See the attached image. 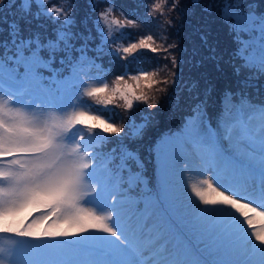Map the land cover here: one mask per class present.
Returning a JSON list of instances; mask_svg holds the SVG:
<instances>
[{
  "label": "snow or ice",
  "instance_id": "6c2138e0",
  "mask_svg": "<svg viewBox=\"0 0 264 264\" xmlns=\"http://www.w3.org/2000/svg\"><path fill=\"white\" fill-rule=\"evenodd\" d=\"M79 7L76 0H0V233L22 238L8 252V264H264V233L253 232L254 242L243 227L252 223L248 211L264 216L251 200L264 201V0H88L82 16ZM164 9L169 15L160 47L150 28L134 41L125 33L154 22L158 27ZM197 16L219 23L232 38L227 60L209 43L205 24L188 33V46L169 42L168 28ZM148 52L164 53L170 77L155 81L156 73L139 67ZM117 64L111 86L103 83ZM213 73L229 79L215 102ZM141 81L148 88L166 85L157 89L163 95L150 97ZM85 97L104 108L121 101L123 122H113L115 113L94 114ZM173 97L183 127L150 149L152 193L137 145L150 126V110ZM213 103L222 105L218 112ZM244 110L258 113L259 122L244 120ZM121 137L106 154L98 150ZM181 161V173H213L203 181L207 188H191L205 206L192 204L191 221L177 210ZM140 185L142 195H131ZM141 200L145 208L137 214ZM89 203L111 210L101 213L85 207ZM153 215L157 223L148 227ZM170 235L178 243L160 251L157 242ZM192 238L211 259L192 257Z\"/></svg>",
  "mask_w": 264,
  "mask_h": 264
},
{
  "label": "rangeland",
  "instance_id": "374dc122",
  "mask_svg": "<svg viewBox=\"0 0 264 264\" xmlns=\"http://www.w3.org/2000/svg\"><path fill=\"white\" fill-rule=\"evenodd\" d=\"M132 2H133V0H117V4L132 3ZM156 2H161V0H156ZM76 3L81 5V7H79L77 9V13L82 16L84 13V10L87 11V9L83 6L88 3V0H76ZM164 11H165V15L159 18V26L158 27L156 26V24L154 22L151 25L142 26L139 29L131 28V27L125 28L124 29L125 33L130 35L132 40L134 41V40L138 39L139 35H141V34L147 35L149 28H150L151 31L156 34V46L160 47L162 44L163 37L165 35V32H164L165 22L168 18V15H169L167 9H164ZM114 15L116 17H118L119 19L123 20V17L120 16L119 11L114 13ZM171 15L173 17L178 16L177 13H171ZM216 23L217 22L211 21V20L206 21V22L200 21L199 16L194 17L191 21L185 20L183 22L182 26L177 25L174 28H168L167 29V32L170 33L169 42L179 41L180 47L184 48V47L188 46V40H187L188 33L192 32L200 24H205L206 25L205 30L208 31V33H209V43L210 44H218L220 49L224 52L225 60H227L228 55L231 53V51L235 47V45L232 42V38L222 28V26H220V28H219L218 26H216ZM177 32H178V34H177ZM193 38L195 39V36ZM245 38L247 39V37H245ZM125 42H131V41L126 40ZM163 57H164L163 52H159V53L148 52L146 54L147 62L140 64L139 67H143L149 73H156V75L153 77V79L155 81H161L166 77H170V70L164 66L165 61H164ZM97 63H100V61H97ZM103 67L104 68L109 67L107 60H105L103 62ZM112 67H113V74L108 75L107 79H104L102 81L103 83H108L110 86H111V82L115 79V75L119 74V65L117 64L116 66H112ZM135 67H137V66L134 65L133 68L135 69ZM182 71L185 73V76H187V74L189 73L190 70H189V68H183ZM209 71L211 72L212 70L209 68ZM93 74H96L95 69L93 70ZM133 74H135V73L133 72ZM43 75L47 76L48 74L43 73ZM64 75H66V72L64 73ZM209 78L212 81V85L215 87V93L213 94V97H212L213 102H215V101H217V94L222 93L223 90H226L229 87V79H228V77L217 76L215 73H213ZM88 82L91 86H99L97 84H93L92 81H88ZM130 83H133V82L130 81ZM146 83L147 82H145V81H141V88L150 97L153 95H155L156 97L163 95V93H160L159 91H157V89L164 88V87H166V85H164L162 83H157V84H154L152 88H148L145 86ZM260 83L264 84V80H261ZM250 91L255 92L254 89L250 90ZM262 91H264V89H262ZM85 99L89 101V104L92 107L96 108V112L94 114H104L106 116L111 117L115 113V120L113 122H115L116 124H120L123 122L125 110L122 107L121 101H118L116 104L109 105V106H107V108H104L103 106L95 105V102L93 100H91V98L85 97ZM217 104L218 103L212 104L213 109L217 110V107H216ZM22 110L29 112V114H30L29 109H22ZM73 110L74 109H72V108L68 109L69 112H71ZM150 111H153V116H152L150 126L146 130L143 140L138 141V145H137L140 149V153H141L143 160H144L143 171L146 173L145 179L148 181L150 178H153L156 180V177H155V163H156L155 162V153L150 152V149H152L154 147L155 142L157 140H159L161 137L170 136L169 134L172 132V130H169V132H167L165 129H168V127H170L171 121L173 123L178 122V124H179V122H180L182 124V120H181L182 113L180 110H177L175 108V98L174 97L172 99L167 100L164 103H162L160 108H158L156 110H150ZM141 114H143V113L138 112L136 115L139 116ZM254 117L257 121H259V114L258 113H257V115H254ZM136 122L139 123L140 121L137 119ZM213 123H216L214 114L212 117V125H213ZM160 127H163L162 130H159ZM121 141H123V137H121L119 140H117L116 138H113L110 143L108 141H105V145L102 149L99 148V145H97V148L103 154H106L108 151H110L111 148L117 147ZM227 143H228L227 141H223V144L225 146H227ZM241 147L245 148V150H247L246 145L242 144ZM103 154L100 157L101 161H98L99 162L98 165L104 164V155ZM257 157H258V153H257ZM183 167H184V165H183V162L181 161V164L179 163L177 165L176 185L178 188V193H177L178 200L176 201V204H177V210L182 215V217L186 221H191L193 219V217L196 215V209L194 207H192V204L193 203L198 204L200 208L205 207L203 204L199 203V199L197 197H195L194 193H192L191 188L193 185H195L196 187H200V188H207V185L203 184V181L205 179H212L213 173L208 171L207 173H205L203 175V173L201 174L202 170L200 168H194L191 171L181 173L180 169H182ZM151 168H152V170H151ZM191 174H195V176H194L195 178L193 179V181H189V175H191ZM141 188H143V185H140L137 188H134L130 194L133 196H136V197H140L142 195ZM155 190H156V181H154L153 192H155ZM147 194L150 195V193H147ZM109 200H111V197L109 198ZM136 206H137V210L139 213H142L144 211L145 205H144L143 200H141ZM85 207L94 208L96 211L101 212V213H104V212L111 210L110 208H100L97 205L92 204V203L86 204ZM259 212H264V210L259 211ZM33 215H36V213H33ZM251 218H254V219H252V221L257 222V224H260L254 232L264 233V216L257 215V216H253ZM259 220H262V223H260ZM148 221L150 222L151 225H153V224L157 223V217L155 215H153ZM148 221H147V223H148ZM133 222H135V221L133 220ZM148 227H151V226H148ZM244 229L247 232V227ZM247 233L250 236V233L249 232H247ZM147 234H149V233H147ZM95 235H107V234L95 232ZM151 235H152V233H151ZM145 236H146V234H145ZM0 239H1V241H3V243H0V250H3L2 252H0V258L4 259V264H8V252L17 247V245L14 244V241H18L20 239L12 240V239H8L6 237H2ZM251 239L255 242V237L253 235H251ZM177 243L178 242L175 239V237L170 235V236H167L165 238L160 239L158 241L157 247L159 248L160 251H164L165 249H167L168 251H171ZM256 243H258V242H256ZM192 244L194 245V247L191 248V255L193 258H199V259H211L212 258L207 253L201 254L200 252L197 251V249H201V250L204 249L205 245L203 243L197 244L195 238H192ZM180 246L182 247L183 244L181 243Z\"/></svg>",
  "mask_w": 264,
  "mask_h": 264
},
{
  "label": "trees",
  "instance_id": "16d2710c",
  "mask_svg": "<svg viewBox=\"0 0 264 264\" xmlns=\"http://www.w3.org/2000/svg\"><path fill=\"white\" fill-rule=\"evenodd\" d=\"M84 12H85V10H84ZM216 26H218V27L220 28L219 23H218V24L216 23ZM221 90H222V89H221ZM218 110H219V109H218ZM218 110H217V112H218ZM171 125H172V122H171ZM177 129H180V128H177ZM159 130H162V127H160ZM172 136H177V132L175 131L174 133H172ZM180 164H181V163H180ZM151 170H152V168H151ZM154 180H155V179H153V178H150V179H149L150 183L148 184V186H149V188H150L151 190H154ZM155 181H156V180H155ZM152 193H154V192L152 191ZM152 193H150V194H152Z\"/></svg>",
  "mask_w": 264,
  "mask_h": 264
}]
</instances>
